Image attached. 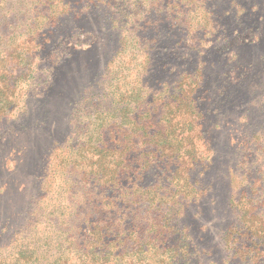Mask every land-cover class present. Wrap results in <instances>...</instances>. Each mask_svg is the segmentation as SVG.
Instances as JSON below:
<instances>
[{
    "label": "rangeland",
    "instance_id": "374dc122",
    "mask_svg": "<svg viewBox=\"0 0 264 264\" xmlns=\"http://www.w3.org/2000/svg\"><path fill=\"white\" fill-rule=\"evenodd\" d=\"M99 239L264 264V0H0V264Z\"/></svg>",
    "mask_w": 264,
    "mask_h": 264
},
{
    "label": "trees",
    "instance_id": "16d2710c",
    "mask_svg": "<svg viewBox=\"0 0 264 264\" xmlns=\"http://www.w3.org/2000/svg\"><path fill=\"white\" fill-rule=\"evenodd\" d=\"M96 164L98 166L97 175L99 176L97 184L98 185L100 184L101 187L107 188V183L103 182L102 179L104 176L103 174H107V172H109V170L104 165H102V162L100 160H97ZM84 215H86V214L85 213L83 215L81 214V217H83ZM240 221H241V223H243L244 225H246L249 228V227H251V224H253V221H255V217L250 215L249 210H243L241 212ZM86 223H87V219L84 218L83 224H86ZM255 223H256V221H255ZM96 225H99V222H96ZM227 235H229V231H228ZM98 242L100 243L98 251L101 254H97L98 256L95 255V253L97 252V247H98V244L96 243L97 246L94 245V248H91L90 254H83V255L85 258L90 259L89 260L90 264H109L110 263V257H111L110 249L113 247V244L112 243L102 244V242H100V239L98 240ZM31 255H32V253H28V257H27L28 260L32 258ZM54 257L55 256H51L49 259L45 260L41 264H61V261L59 259H55ZM20 259H23V258H20ZM98 260H101V261L104 260V261H102V263H98ZM171 262H172V260H170V263ZM112 263L117 264V261H114V262L112 261Z\"/></svg>",
    "mask_w": 264,
    "mask_h": 264
}]
</instances>
